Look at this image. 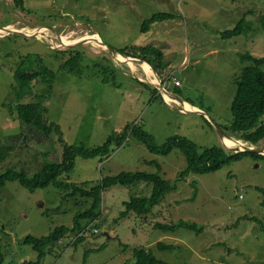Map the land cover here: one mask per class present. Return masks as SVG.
<instances>
[{
	"label": "rangeland",
	"instance_id": "rangeland-1",
	"mask_svg": "<svg viewBox=\"0 0 264 264\" xmlns=\"http://www.w3.org/2000/svg\"><path fill=\"white\" fill-rule=\"evenodd\" d=\"M17 1L0 0V27H44L51 37L0 33V138L22 131L17 113L11 114L10 108L18 103L13 95L15 74L23 67L26 56L32 54L57 74L46 102V118L61 125L69 144L97 147L110 135L123 132L127 125H137L152 135L158 146L183 136L200 149L218 146L227 154L235 153L225 147L229 146L212 122L226 128L234 121L236 81L249 65L241 61L240 55L264 57L260 23L264 0H23L24 9ZM157 13H172L175 17L143 31V22ZM244 14L254 32L224 39L221 33L234 29ZM87 34H98L115 49L146 45L160 48L164 70L168 71L163 74L174 73L182 84L176 88L173 79L163 74L158 75L160 82L173 97L192 107L199 106L204 113L181 111L183 106L179 104L169 106L163 92L148 77V72L156 71L152 66L147 71L137 63L135 71L104 45L88 41L66 47L54 45L61 44L58 35L74 41ZM79 41L82 40L73 43ZM78 52L83 55L80 73L60 70ZM261 68L264 70V65ZM33 84L34 93L46 88L42 78ZM33 100L32 93L24 94L21 101ZM257 147H264V140L254 145ZM56 148L59 152V145ZM56 148L34 145L22 159L28 163L35 154L41 159L42 151L53 152ZM19 160L14 156L10 166L20 167ZM150 161L159 162L161 175L177 184V190L152 206L147 216H122L125 201L133 196L149 197L152 184L140 182L105 189L101 193L100 216L87 223L83 220L84 231L67 233L56 251L38 264H136L137 248L151 250L157 258L172 264H264V231L259 224L264 223V206L258 190L264 188V157L246 156L216 172L190 173L182 179L181 172L188 163L179 148L168 155L153 153L130 134L104 161L77 158L69 177L75 184L91 189L104 177L123 171L157 172L156 164ZM6 166L0 168V173ZM0 196L3 264L36 262L38 252L23 240L28 235H49L57 226L74 227L75 214L93 204V198L65 196L52 185L33 192L18 181L8 182L0 189ZM180 220L197 222L204 230L164 232L155 228L158 223L172 225ZM95 227L97 233L93 232ZM80 236H84L83 240L76 243ZM159 242L175 249L162 251L157 247Z\"/></svg>",
	"mask_w": 264,
	"mask_h": 264
},
{
	"label": "trees",
	"instance_id": "trees-1",
	"mask_svg": "<svg viewBox=\"0 0 264 264\" xmlns=\"http://www.w3.org/2000/svg\"><path fill=\"white\" fill-rule=\"evenodd\" d=\"M17 4L21 9H24L23 0H18ZM246 15L244 14L234 29L225 30L221 33V36L224 39H228L253 33V26L247 21ZM174 17L172 13L154 14L143 22L142 29L145 31L154 23L173 20ZM260 23L261 28L264 30V15L260 18ZM117 52L148 62L161 76L164 73L163 71H165L163 63L164 53L160 48L155 46L124 47L117 49ZM240 56L241 61L249 62V65L242 69L236 81L237 90L232 101L234 121L224 129L227 133L238 134L236 138L240 140L242 139L245 142L258 145L264 140V70L261 68L264 65V57H257L250 53ZM82 57V53L79 52L72 55L61 66L60 70L68 73H80L79 62ZM22 66L15 74L17 86L15 85L13 88V95L15 94L14 97L16 96L18 103L10 108L11 114L14 111L17 113L18 120L22 123V131L0 138V168L4 164H7L4 169L5 171L0 173V189L6 186L8 182L18 181L23 187L33 192L52 185L61 190L65 196L76 197L80 195L87 199L93 198L91 208L86 211H78L75 214L74 227L57 226L49 235L39 238L28 235L23 242L32 246L38 252V260L36 262H24V264L40 263L47 255L56 251L67 233L77 230L84 231L86 227L82 221L85 220L87 223V221L90 222L100 216L101 193L111 186H127L140 182L152 184V191L149 197L133 196L129 201H125L126 210L122 212V216L130 213L147 216L151 212L152 206L159 205L169 192L178 189L177 184L172 185L171 182L161 175L162 167L158 161L149 162L156 164L158 171L155 173L123 171L117 175L104 177L99 185L93 186L91 189L85 188L84 184V186H79L70 180L69 174L74 170L77 158H98L104 161L124 144L130 134L139 142L146 145L153 153L168 155L175 148H179L185 154L188 163L187 168L181 172L180 176L182 179L190 173L205 175L216 172L225 165L233 161H239L246 156H253L255 158L264 157V155L254 152L227 154V151L223 147L218 146L200 149L193 140L183 136H175L168 140L166 144L158 146L155 143L154 137L142 126L137 125H127L123 132L110 135L102 145L97 147L90 148L84 144H69L64 138L61 125L46 118L48 114L46 102L50 99L54 89L57 77L56 72L48 67L42 58L32 54L26 56L24 61H22ZM163 76L165 75L163 74ZM41 78L46 88L42 89L41 93H34L33 82L39 81ZM32 93L34 95L32 102L21 101L24 94ZM191 104L197 106L193 103ZM34 145H44L51 148H56L59 145L60 151L56 152L57 148L53 152L42 151L41 159L38 157V154H35L33 161L29 160L28 163L23 161L22 156H25L27 151L32 149ZM14 156L19 157V161L23 162H21L20 167L10 166L11 159ZM258 190L263 195L262 205L264 206V188L259 187ZM253 220L257 219L253 217ZM259 224L264 231V223L259 221ZM155 228L164 232H176L181 228L195 231L196 233H201L204 230V227L200 226L197 222L184 220H180L172 225L158 223L155 225ZM83 238L84 236L79 237L76 243L83 240ZM157 247L162 251L175 249V246L163 242H159ZM134 255L136 264H172L157 258L151 250L145 248L135 249ZM0 264H3L1 255Z\"/></svg>",
	"mask_w": 264,
	"mask_h": 264
},
{
	"label": "bare ground",
	"instance_id": "bare-ground-1",
	"mask_svg": "<svg viewBox=\"0 0 264 264\" xmlns=\"http://www.w3.org/2000/svg\"><path fill=\"white\" fill-rule=\"evenodd\" d=\"M9 27H11V28H14V29H16L15 27H13V26H9ZM19 29H21V28H19ZM18 29V31H20V32H24V33H30V34H32L33 32L34 33H36V35H44V34H46V36L48 37V39L51 37V35L49 34H47V32H48V30L47 29H45L44 27H42V28H37V29H29V28H24V29H21V30H19ZM46 31V32H45ZM0 33H6V31L4 30V29H0ZM63 34V33H62ZM45 37V36H44ZM58 38L60 39V41H61V44H58V43H54V41H53V43H54V45H56V46H63V47H66V46H69V45H72V43L73 42H75V41H78V40H87L88 42H91V43H95V44H97V45H101V46H103L104 45V43H103V41L101 40V38L99 37V35L98 34H93L92 36L91 35H85V36H83V37H80V38H78V39H76V40H74V41H70V39L68 38V37H66V36H64V35H58ZM50 44V43H49ZM53 45V44H52ZM116 56V58L117 59H124V60H126V58H124L121 54H116L115 55ZM129 64H130V66H131V68L133 69V70H137V66L136 65H138L137 63H135V62H129ZM143 66H144V68L147 70V71H149V69H151V67H150V65H148V64H145V63H143L142 64ZM147 75V74H146ZM148 77H150V79H152L155 83H160V79H159V76L154 72V71H150V72H148ZM141 78V77H140ZM166 82V81H165ZM162 83V82H161ZM162 92H163V95H164V98H166V100L169 102V103H172V105L173 104H179V105H182L183 107H185V109L186 110H188V109H190V110H200L199 108H196V107H192V106H190V105H187L188 103H186V102H181V101H179V100H177V99H175L172 95H170L167 91H165L164 89L162 90ZM186 104V105H185ZM182 109V108H181ZM180 109V110H181ZM185 109H183V110H185ZM228 134V133H227ZM229 135V134H228ZM228 135H226V134H223V137H221L222 138V140H223V142H225L226 143V145H228L229 147H232V148H235V149H243V148H246V147H254V145H250L249 143H247V142H245V141H243L242 139L240 140V139H237V138H235V137H229ZM256 146V145H255ZM263 153H264V150H263ZM108 158V157H107ZM173 185V184H172ZM196 193V192H195ZM197 194V193H196ZM196 194L194 195V197H196ZM130 200V199H129ZM90 207V206H89ZM91 208V207H90ZM47 211V210H46ZM94 225V224H93ZM92 225V226H93ZM88 226V225H87ZM85 228V227H84ZM90 228V227H89ZM96 228V227H95ZM94 228V229H95ZM97 229V228H96ZM79 234V233H78ZM87 234V233H86ZM86 234H84V235H86ZM80 237H82V236H80ZM75 242H76V240H75ZM75 242H74V244H75Z\"/></svg>",
	"mask_w": 264,
	"mask_h": 264
},
{
	"label": "water",
	"instance_id": "water-1",
	"mask_svg": "<svg viewBox=\"0 0 264 264\" xmlns=\"http://www.w3.org/2000/svg\"><path fill=\"white\" fill-rule=\"evenodd\" d=\"M0 29H4L5 31H6V33L7 34H17V35H20V36H28V34H23V33H21V32H19L17 29H14V28H11V27H8V26H6V27H0ZM36 34H31V36H35ZM103 41V40H102ZM87 42V40H82V41H79V42H77V43H73L72 44V46L74 45V44H83V43H86ZM103 43H104V47L107 49V51L109 52V53H111L112 55H116V54H120V53H118L117 52V49H115V48H112L111 46H109V45H107L104 41H103ZM122 55V54H121ZM124 58H126V62L127 63H129V62H135V63H140V64H143V63H145V64H148V65H150L148 62H146V61H143V60H141V59H138V58H133V57H130V56H126V55H122ZM150 67H151V65H150ZM156 73H157V75H159V73L157 72V71H155ZM152 83L154 84V85H156L159 89H160V91H162L163 89L165 90V91H167L168 92V90L163 86V84L160 82V83H155L154 81H152ZM177 98V97H176ZM181 101V100H180ZM194 113V112H197V113H204L202 110H192V111H190V113ZM212 124L214 125V127L217 129V131L219 132V134L221 135V137H223V134H226V135H228L227 134V132L225 131V129L223 128V127H221L219 124H217V123H215V122H212ZM229 136V135H228ZM229 137H231V136H229ZM232 138V137H231ZM227 149H230V150H233L235 153H239V152H254V153H257V154H262V155H264V153H263V150H264V147H257V148H251V147H246V148H243V149H235V148H232V147H227V146H225Z\"/></svg>",
	"mask_w": 264,
	"mask_h": 264
},
{
	"label": "built area",
	"instance_id": "built-area-1",
	"mask_svg": "<svg viewBox=\"0 0 264 264\" xmlns=\"http://www.w3.org/2000/svg\"><path fill=\"white\" fill-rule=\"evenodd\" d=\"M165 77H167L168 79H173L174 84L176 86H180L182 84L181 81L177 77H174V73H169L168 75H165ZM183 109H185V108L183 107ZM181 111L185 112L186 110H181ZM93 232L97 233L98 230L94 229Z\"/></svg>",
	"mask_w": 264,
	"mask_h": 264
},
{
	"label": "crops",
	"instance_id": "crops-1",
	"mask_svg": "<svg viewBox=\"0 0 264 264\" xmlns=\"http://www.w3.org/2000/svg\"><path fill=\"white\" fill-rule=\"evenodd\" d=\"M166 73L168 72V71H165ZM169 93V92H168ZM170 94V93H169ZM171 95V94H170ZM175 98V97H174ZM166 99V98H165ZM175 99H177V98H175ZM178 100V99H177ZM180 101V100H179ZM181 102H183V101H181ZM169 106H171L172 107V104L171 103H167ZM186 105V104H185ZM199 108V107H198ZM201 109V108H200Z\"/></svg>",
	"mask_w": 264,
	"mask_h": 264
},
{
	"label": "clouds",
	"instance_id": "clouds-1",
	"mask_svg": "<svg viewBox=\"0 0 264 264\" xmlns=\"http://www.w3.org/2000/svg\"><path fill=\"white\" fill-rule=\"evenodd\" d=\"M7 34V33H6Z\"/></svg>",
	"mask_w": 264,
	"mask_h": 264
}]
</instances>
